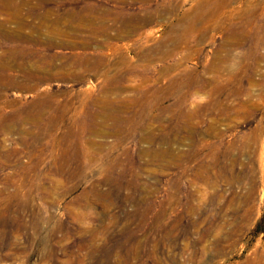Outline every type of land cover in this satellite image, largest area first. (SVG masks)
I'll return each mask as SVG.
<instances>
[{"label":"rangeland","instance_id":"rangeland-1","mask_svg":"<svg viewBox=\"0 0 264 264\" xmlns=\"http://www.w3.org/2000/svg\"><path fill=\"white\" fill-rule=\"evenodd\" d=\"M199 1L0 0V24H3L0 25V60L7 56L6 49L28 48L33 54L69 53L71 49L62 48L56 43L54 48L49 46L50 41L67 39L91 40V46L96 48H89L86 52L90 51L95 56L106 55L111 59L95 73L83 71L84 65L78 67L58 58L49 67L42 68V78L28 79L23 75L24 70L8 58V68H0L3 83L9 79L38 83L39 90L54 96L45 101L52 107L50 112L56 115L64 112L68 122L77 123L86 116V110L99 113L98 101L106 96L99 90L103 81L101 74L112 75L119 67V57L110 56L103 47L104 43L119 45L127 63H142V67L136 71H123L126 74L123 81L125 89H115L109 93L112 98L116 95L130 97L137 92L133 86L138 87L142 83L140 74L145 69L143 64L147 62L146 58L140 57L142 51L147 52L151 47L163 44L164 49H176L178 55L192 53L183 66L201 71L202 66L210 65L218 53L225 55L224 50L237 36H244L247 40L238 50H232L233 54H248L250 42L247 35L253 25L256 27L257 45L252 52L250 66H253L252 69L256 67V72L252 76L255 84L249 88L256 94L255 99H261L264 89L260 79L264 74V0H223L228 5L229 20L213 14L216 17L209 23L205 19L199 21L197 30L188 35L186 42L181 41L182 32L171 36H176L174 41L163 40L165 32L160 29V24L157 25V18L163 14L167 20H173L170 14H166L169 3L186 11ZM214 1L206 6L202 4L203 11L213 12L223 4ZM9 2L15 4L14 8L8 6ZM199 5L197 3L195 7ZM149 7L154 17L152 23L134 35L126 37L125 31L121 33L123 37L116 38L121 22L127 15L143 13ZM80 10L84 13L82 18L64 15ZM15 11L20 12V18L12 15ZM233 32L235 34L231 35ZM243 61L244 64L250 62L247 55ZM153 63L154 67H160L157 62ZM75 71L84 72V79L66 78L68 73ZM249 81L244 80L245 86L248 87ZM86 93L90 96L87 100ZM91 98L97 100L96 105L92 106ZM193 99L199 104L207 101L205 94ZM36 100L38 98L34 97L33 92L11 85L0 87V115L2 118L9 117L7 124L15 123V119L21 115L12 113V108L6 102H17L24 112ZM67 101H71V107L66 110L64 106ZM115 112L122 118L134 120L126 108ZM172 114L153 118L151 122H147L149 117L139 116L142 123H151V128L132 130V133L131 122L118 124L115 120L97 117L96 132H89L85 138L103 143L100 149L88 144V148L95 150L97 158H100L87 170L82 180L69 182L56 174L53 180L61 181L67 189L55 187L53 180L45 178L53 166V157L45 156L41 161L31 159L33 149L23 148L19 142L26 133H12L9 125H6V130L0 129V191L7 189V193L10 192L0 193V264H264V135L261 141H257L254 134L257 125L264 129V106L255 111V117L251 120L232 116V112L210 114L205 115L198 125L184 131H170L175 122ZM46 117V113L40 115V120L26 124L25 129L42 128V119ZM211 117L219 119L217 129L222 135L208 133L207 125ZM62 126L59 135L64 129ZM106 127L121 130L104 135L102 131ZM151 136H160L159 143L149 142L147 139ZM115 141L119 143L114 145ZM231 141L235 143L228 147ZM56 148L57 154L59 147ZM228 148L229 154L222 161L219 159L218 163L220 167L226 165L230 169L220 174L211 168L207 176L210 179L213 177L211 181L215 182L211 187L196 173L202 168L201 164L214 161L217 150ZM159 149L170 153L165 159L151 160L145 152ZM191 153L195 156L189 157ZM109 155L114 158H108ZM108 159L115 163L112 167L118 177L126 169L127 185L135 182L138 188L130 185L123 190L109 192V182L97 185L105 180V174L100 170L110 162ZM62 163L65 164L64 160H61ZM233 163L236 166L231 170ZM203 175L206 173L203 172ZM15 184L21 185V192L17 196L11 195ZM92 186H98L97 195H102L96 197L89 191L84 196L83 189L89 190ZM217 194L220 196L216 197Z\"/></svg>","mask_w":264,"mask_h":264},{"label":"bare ground","instance_id":"bare-ground-1","mask_svg":"<svg viewBox=\"0 0 264 264\" xmlns=\"http://www.w3.org/2000/svg\"><path fill=\"white\" fill-rule=\"evenodd\" d=\"M214 2H219L223 4L219 8L213 10V12L210 11V13L204 12L203 11L204 6H201V5L202 4L205 6L210 5L212 3V0H201L197 2L200 4L199 6L195 7V5L197 4L195 3L190 9L186 11L185 10L181 11L183 7H180L178 5H171V3H169V5L166 7L167 9L166 14H170L171 15L170 18H173V20H167L163 16V14L158 16L157 18V23H158L157 25L160 24L161 26L160 29H162L165 32L164 35L166 37L163 40L174 41V38L176 36L173 38L171 36L174 35L175 33L182 32L183 37L181 38V41L186 42L188 39V35L197 30L196 26L198 25L199 21H202L203 19H205L209 23L213 17H216L213 14L222 15V17L224 16L227 20H229L230 15L228 14V11H227L228 5L223 0H215ZM8 6L14 8L15 4L13 2H9ZM239 6H242V5H239ZM149 8H146L147 11L143 13L141 12L140 14L136 13V14L127 15L125 19L121 22V26L119 29L120 33L118 35H116L117 32L115 33L116 38L123 37L121 33H124L125 31H126L125 34H127L126 37L134 35L138 30L152 23L154 21V17H153V13L151 12V8L150 9ZM81 10L67 12L64 15H67V17L68 16L69 17L78 16V18H82L84 13ZM176 12H181L182 14L179 15ZM12 15L15 18H20L21 16L19 11L17 12L15 11ZM46 16L48 17V15ZM42 17L43 16H41V18ZM257 19L260 20V18H257ZM0 25L2 26L3 24H0ZM255 30H256V27H253L252 25L251 29L249 30L250 34L248 33L247 35L248 42L250 43H249V47H247L249 53L246 55H247L248 60H250V62L247 61V63L245 64L243 63L245 62L243 61V59L245 58L246 55L242 53L241 55L240 53L238 55V52L236 54H233V51H232V50H238V48L242 46V42L247 40L245 39L244 36L243 37L237 36L236 39H234L233 41L229 43V46L227 47V49L224 50L225 55H223L224 53H222V55L218 53L215 56L214 61L210 65H208L207 67H205L206 65L202 66L201 71H196L195 70L196 68L191 69L189 67L183 66L187 62V60L191 57L192 53L191 54L185 53L184 55H178V52H176V49H164L163 44L151 47L147 52L142 51L139 54L141 58L142 57L146 58L147 62L146 64L144 63L145 65L143 64V67H145V69L147 67V69L146 71H144L145 70L144 69L142 74H140L142 75L141 80H140L142 83L138 87L133 86L134 87L133 89H136L137 92L133 96H130V97H120L116 95L114 98H112L110 97L109 93L111 90L113 91L115 89L116 90L125 89V84L123 83V81H124V77L126 76V74H124L125 72L123 71H128V70H130V72L136 71L138 67L139 68L142 67L141 65L142 63L135 64V65L127 63V61L125 60L122 54V49L119 45L111 43V42L104 43L103 47L106 50H108V53H110V56L117 55L119 57V67L115 70V73H113L112 75L110 73L101 74V76L103 77V81L99 85V90L101 93L106 94V96L104 97V99H101L100 102L98 101V106H99L98 112L99 113L97 114L91 110L88 112V110H86V116L77 123L68 122L66 120L67 115H65L64 112L63 114H60V115H56L53 112H50V110H52V107H50L49 103L45 101L46 99H53L54 96L53 95L49 96V93H45V91L39 90L38 83L36 82L31 83V82H28L27 80L17 81L16 79H9V80H6L5 83H3L4 76L0 75V87L1 88L8 87L11 85L22 91L33 92L34 97L38 98V100H36V102H34L29 107H27L26 108L27 110H25L24 112L21 106L18 105L17 102L7 101L6 105L12 108L11 109L12 113L14 114L20 113L21 116L15 119V123H12L9 125L7 124L9 117L5 116L4 118H2V115H0L1 116L0 122H2L0 124V129L6 130V127H7L6 125H9V130L12 133H17V132H20L23 134L26 133L25 136L23 135L24 137H21L19 139V142L23 148H26L29 150L33 149V153L32 152L30 153L31 159L34 158V159H37L38 161H41L43 160L45 156L53 157L54 163H53V166H51L52 167L51 170L47 174H45L46 179L53 180L55 178V175L57 174V175L62 176L64 179H68L69 182H73V181L84 179L87 170L90 167H92V165L95 162H97V160L100 158V157L97 158L96 152H94L95 150L93 151L88 148V144L89 145L91 144L93 147L100 149L101 146H103V143L93 142V140L85 138V135L88 134L89 132H93V133L96 132L95 121L97 117L105 118L107 120H115V122H117L118 124H123L127 121L128 123L131 122L130 133H132V130H134L135 132L138 129L146 130V129L151 128L150 126L151 123H142L139 120V116L149 117L147 122H151L150 120L153 118L159 119L163 116H166L167 114L173 113L172 116L174 117L173 119H175V122L171 125V128L173 129H170V131L189 130L190 127H194L196 126V124L198 125L200 122H202L203 119L205 118V115H210V114L219 115V114H222L223 112L224 113L232 112L231 114L232 116L234 115L241 116L245 120L246 119L251 120L252 118L255 117V111L260 109L262 106H264V89L262 90L263 93L261 94L263 97L261 99H255L254 97L256 96V94H254L251 91V88H249V86H252L253 84H255L254 83L255 79L252 76H253V73L256 72V69H255L256 67L252 69L253 66L252 67L250 66L252 64L251 60L253 58L252 52L254 51V48H256V45H257L256 44L257 34L255 33ZM203 31L204 30H202V32ZM234 34L235 32H233L231 35H234ZM53 35H54V32H53ZM67 40L66 41L63 40L60 42L50 41L49 46L53 47L54 45L57 44L61 46L62 48H66V49L69 48L72 50L69 53L54 52V53L47 54L46 52H38V53L33 54L32 50L28 48L23 49L19 47L20 49L18 50H7L6 49L5 51L6 52L8 51L7 56H6L7 58L5 57L3 60H0V68L4 70L8 68V63H9L8 58H9L11 59L10 60L11 62L16 63L19 67L22 68V70H24L23 71L24 77L28 79H38V78H42L40 75L42 73V68L49 67L50 65H52L53 61L58 58L66 62L73 63V65L78 66V67L84 65L83 71H89V72H95V73L100 71L102 64L104 63L107 64V62L111 60L106 55L105 56H102V55L95 56L94 53L90 51L86 52V50L89 48H96V47L91 46V44L93 43V41L91 40L87 39L86 41H84L83 39L82 41L79 40L80 42L78 40L77 41H72V40L67 41ZM152 53H154L155 55H152ZM175 56H177L176 59H175ZM41 58L46 59V61H41L42 60ZM153 61H155V63L157 62L160 67L159 68L154 67L152 65L154 64ZM39 62H41L40 65L37 64ZM120 66L122 68H120ZM83 73L84 72H80V71L68 73L66 75V78L71 77V78H74L80 81L84 79L82 75ZM209 73L211 74L207 76L206 74H209ZM262 75L263 76L260 79H261V82L263 81L264 83V74ZM63 77H65V75ZM246 79L250 80L249 82H247L248 87L245 86L244 84V80ZM149 82H153V83L150 84ZM202 94L206 95L207 101L204 104H199L193 98L202 96ZM85 95H87V93ZM89 98L90 96L87 95L85 99L87 100ZM223 99H226L227 101H223ZM91 101L93 104L92 106L96 105L97 100H94L93 98H91ZM168 101H171V102L168 103ZM66 103H65L64 108L66 110L70 109L71 101H67ZM121 108H126L133 115L134 120L131 121L130 118L128 120V118L125 119V118H122L121 116L116 115L115 111ZM45 113L47 114V117L45 119H42L44 120L42 128L36 127L37 130L34 128L27 129V130L25 129L26 124H30L31 122L37 121L39 119V116ZM231 115L228 117H231ZM217 119L218 118L210 119L211 121L207 125V131L211 135L213 134V135L220 136L222 135V132H218ZM3 120H4V124H3ZM61 123L63 124L66 123V125L62 126L60 125ZM60 126L64 128L62 129L60 133L61 135H59L58 133V131L61 129ZM75 127H77L78 129L74 130ZM119 130L121 129L118 128L117 130L116 127H113V128L106 127L103 129L102 134L104 135L115 134L119 132ZM254 131H255L254 134L256 135V140L261 141L264 135V129L261 126L257 125L256 130L254 129ZM141 139L143 138L141 137ZM159 139H161L160 136H151L147 140L151 143H159L158 142ZM41 141L43 143L39 144ZM118 143H119L118 141H115L114 145ZM234 143L235 142L231 141L228 147L233 146ZM56 147H59L57 154H56V151H57ZM228 149L227 150L225 149L217 150L214 153L215 155L214 161L209 164H204V165L201 164L202 168L200 169L198 173H196L197 176H199L203 181H206L211 187L215 185V182L211 181L213 180V177L211 179L207 177L208 171H210L211 168L216 169L215 172H219L220 174L227 173L230 169L229 166L227 167L226 165H222L220 167L219 165L221 164L218 163L219 159L222 161L224 157L229 154L230 149L229 150ZM145 152L147 156L149 155L151 157V160L165 159L166 155L170 153L169 151L161 150V149L156 150L154 152L150 150H147ZM19 153L20 152H18V154ZM142 153H144V151ZM192 156H195V154L191 153L189 157H192ZM108 158L113 159L114 157L112 155H109ZM61 160H64L65 164L63 163L61 164ZM111 162L112 161H110L103 169L100 170L101 172H104L105 180L101 181L99 184L97 183V185L106 184L109 182V192H111V190H115L117 192L119 189L123 190L126 187L128 188V186L130 187V185L131 187H135V182H130V184L127 185L128 184L126 181V176L128 174L127 170L125 169L122 175L118 177L119 175L114 173L115 171H113V167H112V166H115V163H111ZM159 163H162V162H159ZM163 165L165 164L163 163ZM235 166H236V163H233V166H231V170H234ZM0 167H1V164H0ZM203 172L206 173L205 176L203 175ZM28 181L31 183V180H28ZM53 181L55 184L53 186L67 189V188H64L63 186L64 183H62L61 181L59 180H53ZM13 187L14 188H13V192L11 193V195L17 196L21 192V185L15 184ZM68 188L70 187L68 186ZM98 188H99L98 186L97 187L92 186L89 190L85 188L83 189V194L84 196H87L90 191V193L92 192L94 193V196L99 197L102 195V193L100 192L101 195L100 194L97 195V192L99 193ZM2 191L4 193H7V189H3ZM2 191H0V193ZM8 193L10 194V192ZM220 194H217L216 197L220 196ZM107 196H110V195L107 193ZM216 197H215V200L217 199ZM109 202L112 203V200L111 201L109 200Z\"/></svg>","mask_w":264,"mask_h":264}]
</instances>
